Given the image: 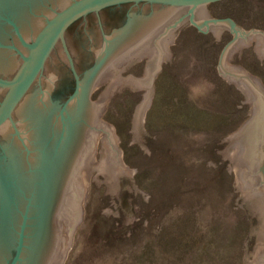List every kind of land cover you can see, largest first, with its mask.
Wrapping results in <instances>:
<instances>
[{
	"label": "water",
	"instance_id": "95a60500",
	"mask_svg": "<svg viewBox=\"0 0 264 264\" xmlns=\"http://www.w3.org/2000/svg\"><path fill=\"white\" fill-rule=\"evenodd\" d=\"M216 1L220 0H76L36 36L46 20L31 19L30 14L38 11L35 0H0V11L17 22L25 37L36 36L33 43H27L9 18L27 48L26 55L19 66L16 53L0 49V75H12L0 77V86L7 91L0 103V129L15 125L16 115L22 138L32 152L31 159H25L17 142L20 135L12 125L2 129L8 158L0 161V264H68V251H74L79 226L89 219L91 189L85 188L83 180H95L98 188L109 185L112 209H106V214H120L125 185H132L131 192L141 193L140 184L134 186L135 178L128 175L117 126L102 124L109 113L105 100L127 90L146 89V101H140L131 127L135 141H129V148L143 145V151L149 153L147 113L153 108L159 71H165L162 57H169V66H173L168 46H174L176 33L168 39L167 26L152 48L135 53L130 48L152 38L163 23L178 15L179 8L188 7L191 18L179 30L195 23L200 34L215 32V40L223 39L225 29L235 33L222 52L223 80H232L230 86H237V91L246 89L241 108H257L248 115L245 128L225 137L222 144H229L217 149V157H223L217 168L232 163L227 168L234 176L231 154H238V168H243L244 182L253 193L249 202L244 201V192L235 181L238 208L252 205L249 217L264 221V81L239 65L231 67L237 51L242 56V51L252 47L251 37H260V46H264V34L246 33L234 20L212 19L209 11ZM139 2L162 4L166 9L144 21L131 20L106 49L104 45L99 49L90 46L94 63L81 66V80L67 47L66 30L89 14ZM12 32L0 19V43L12 45ZM59 42L76 80L75 91L63 108L66 97H51L55 87L52 72L46 71L44 77L47 80L51 75L47 93L42 86L31 92ZM3 157L1 151L0 160ZM141 194L148 203L150 195ZM259 264H264V257Z\"/></svg>",
	"mask_w": 264,
	"mask_h": 264
},
{
	"label": "rangeland",
	"instance_id": "374dc122",
	"mask_svg": "<svg viewBox=\"0 0 264 264\" xmlns=\"http://www.w3.org/2000/svg\"><path fill=\"white\" fill-rule=\"evenodd\" d=\"M212 19L234 20L246 33L264 34V0L212 2ZM235 33L225 29L200 34L195 23L176 32L169 57H162L153 108L147 113L149 139L135 141L131 127L146 89L127 90L109 99L104 119L117 126L128 175L140 184V192L125 185L120 214L112 209L110 188L91 189L88 223L79 226L68 264H259L264 257V221L249 217L251 207L238 208V182L249 202L253 193L238 168V154H231L234 176L228 173L217 149L226 136L238 134L257 106L241 108L245 91L223 80L222 52ZM249 51L236 52L239 65L264 81V55L260 37H251ZM263 56V57H262ZM244 91V92H243ZM255 109V111H254ZM189 130V131H188ZM222 144V145H221Z\"/></svg>",
	"mask_w": 264,
	"mask_h": 264
},
{
	"label": "flooded vegetation",
	"instance_id": "af4514ba",
	"mask_svg": "<svg viewBox=\"0 0 264 264\" xmlns=\"http://www.w3.org/2000/svg\"><path fill=\"white\" fill-rule=\"evenodd\" d=\"M75 1L76 0H54L51 2H47V0H35V3L37 4L36 8L38 11L34 12L35 14L33 13L30 14L31 19L34 21L41 20V19L46 20L45 23H43L38 29L36 36L49 20H51L58 13H60L62 10L67 8L70 4H72ZM55 2H58V3H55ZM164 9H166L165 5L155 4V3L152 4L150 2L127 3V4L112 6V7L103 9L97 13L89 14L81 18L80 20L76 21L74 24H72L65 32V40L67 42V47L73 57V61L77 69V72L79 73L80 79H81V72H80L81 66L82 65L86 66L89 63H90V66H92L94 63L93 56L91 57L89 53L90 46L93 45V46H96L95 49H99L104 45L103 49H106L110 47L111 42L113 41L115 35L119 33L121 30L128 27V25L131 23V20L135 19L138 21H141V20L144 21V20H147V18L151 14L160 12ZM177 10L179 11L178 15L174 16L173 18H170L168 23L166 24L163 23L159 27V29L151 35L152 38L147 39L143 41L142 43H138L135 46H132L130 48L132 49L131 53H135L141 48H145V49L146 47L152 48L153 45L156 43L158 35H160L162 31L165 30V27L167 26L169 29L168 39L172 38L173 35L181 27L185 25V23L187 24V22L191 20L190 9L188 7L179 8ZM9 18L10 20L14 21L17 24V22L14 19H12L11 17H8L6 14H4V12L0 11V19L7 25V27H9V29H12L13 32L11 36L14 37L15 42L12 45L0 43V49L8 50L10 48L11 51L16 53V55L20 58V64H19L20 66L23 62L22 56L26 55L27 48L23 45L16 29L10 24V22H8ZM179 21H181L180 23L181 25L180 27L176 28V24ZM32 24H34V22H32ZM19 30L27 43L34 42V39L36 36L33 39H27L25 35L23 34V31L21 30L20 27H19ZM46 71H50L52 72L51 75H55V78H53L55 87L54 89H52L51 97L59 96L61 98L63 97L67 98L65 102H63V105L61 106V108H63L68 103L70 96L75 91L76 80L72 74L70 62L67 58L65 49L61 42H59L55 46L54 50L52 51L51 55L49 56L46 62V65L44 67L42 74L37 79V81L34 83V86L31 92L37 86H42L41 87L42 90L46 92L45 86L48 83L49 78L51 77L50 75L47 80L46 78L44 79L46 75ZM0 77L4 79L6 78L9 79L12 77V75L10 77H3L2 75H0ZM0 91H1L0 93V103H1L7 91L5 88L1 86H0ZM30 93L29 95H31ZM34 94H37V93H34ZM16 118L17 116L15 115V125L8 124L4 127H8L9 125H12L16 133L20 135L21 140L17 142L20 145H22L21 149H22V152L24 153V158L30 160L31 153H32L31 148L29 147V145H27V142L23 140L22 138L23 134L19 130V125H18ZM2 129H0V153L2 151L4 153V157L0 161H2L5 158H8V156L6 157V154H8V149L7 147L4 146L5 136L2 133ZM27 167H30L29 163H27Z\"/></svg>",
	"mask_w": 264,
	"mask_h": 264
},
{
	"label": "bare ground",
	"instance_id": "6f19581e",
	"mask_svg": "<svg viewBox=\"0 0 264 264\" xmlns=\"http://www.w3.org/2000/svg\"><path fill=\"white\" fill-rule=\"evenodd\" d=\"M229 50V49H228ZM259 50H260V52H261V55H264V49L261 47V49H260V47H259ZM263 57V56H262ZM229 81V80H228ZM244 91H246V89H243ZM243 91V92H244ZM106 101V100H105ZM254 111H255V109H254ZM104 123H106V122H104L103 121V123L102 124H104ZM189 131V130H188ZM127 168V170H128V167H126ZM86 188V187H85ZM258 247H260V248H262L263 249V247H264V245H261V243H260V245L258 246ZM261 256H259L257 259H258V261H259V258H260Z\"/></svg>",
	"mask_w": 264,
	"mask_h": 264
}]
</instances>
